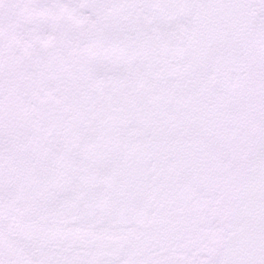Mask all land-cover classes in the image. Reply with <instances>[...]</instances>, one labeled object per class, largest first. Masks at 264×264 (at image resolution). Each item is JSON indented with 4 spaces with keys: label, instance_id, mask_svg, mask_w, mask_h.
<instances>
[{
    "label": "snow or ice",
    "instance_id": "snow-or-ice-1",
    "mask_svg": "<svg viewBox=\"0 0 264 264\" xmlns=\"http://www.w3.org/2000/svg\"><path fill=\"white\" fill-rule=\"evenodd\" d=\"M0 264H264V0H0Z\"/></svg>",
    "mask_w": 264,
    "mask_h": 264
}]
</instances>
